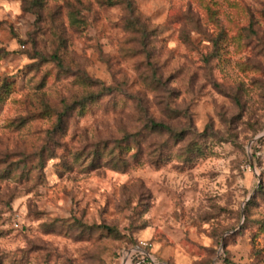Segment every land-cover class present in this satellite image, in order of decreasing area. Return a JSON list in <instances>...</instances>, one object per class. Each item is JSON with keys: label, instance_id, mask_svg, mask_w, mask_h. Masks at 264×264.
<instances>
[{"label": "rangeland", "instance_id": "rangeland-1", "mask_svg": "<svg viewBox=\"0 0 264 264\" xmlns=\"http://www.w3.org/2000/svg\"><path fill=\"white\" fill-rule=\"evenodd\" d=\"M263 131L264 0H0V264H264Z\"/></svg>", "mask_w": 264, "mask_h": 264}, {"label": "built area", "instance_id": "built-area-1", "mask_svg": "<svg viewBox=\"0 0 264 264\" xmlns=\"http://www.w3.org/2000/svg\"><path fill=\"white\" fill-rule=\"evenodd\" d=\"M263 153L264 131L253 142L251 156L262 158ZM119 259L121 264H166L152 253V245L149 241H140L130 249H123L119 253Z\"/></svg>", "mask_w": 264, "mask_h": 264}, {"label": "trees", "instance_id": "trees-1", "mask_svg": "<svg viewBox=\"0 0 264 264\" xmlns=\"http://www.w3.org/2000/svg\"><path fill=\"white\" fill-rule=\"evenodd\" d=\"M113 91V89L111 88H107V89H103V93H111ZM151 129H154V130H163V131H171L170 127L164 125V124H159V123H152L151 125ZM131 137H136V135H127L124 139L125 142H128L130 140ZM255 157V156H254ZM258 160H260V158H257ZM104 230H106L107 232H110V233H115L116 232V229L114 228H111V227H106L104 226L103 227ZM139 242H136V243H133L132 245L128 246V247H125L124 249H130L134 246H136Z\"/></svg>", "mask_w": 264, "mask_h": 264}, {"label": "water", "instance_id": "water-1", "mask_svg": "<svg viewBox=\"0 0 264 264\" xmlns=\"http://www.w3.org/2000/svg\"><path fill=\"white\" fill-rule=\"evenodd\" d=\"M255 140H256V139H255ZM255 140H254V141H255ZM254 141H253V142H254ZM253 142L251 143V145L253 144ZM251 145H250V147H251ZM250 155H251V154H250ZM250 159H252V156H250ZM251 162H252V160H251Z\"/></svg>", "mask_w": 264, "mask_h": 264}, {"label": "crops", "instance_id": "crops-1", "mask_svg": "<svg viewBox=\"0 0 264 264\" xmlns=\"http://www.w3.org/2000/svg\"><path fill=\"white\" fill-rule=\"evenodd\" d=\"M119 264H121V261H120V259H119Z\"/></svg>", "mask_w": 264, "mask_h": 264}]
</instances>
